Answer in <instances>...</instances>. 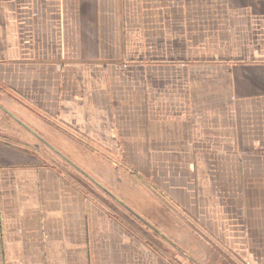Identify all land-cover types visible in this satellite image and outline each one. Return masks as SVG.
<instances>
[{"label": "crops", "instance_id": "obj_1", "mask_svg": "<svg viewBox=\"0 0 264 264\" xmlns=\"http://www.w3.org/2000/svg\"><path fill=\"white\" fill-rule=\"evenodd\" d=\"M0 264H264V0H0Z\"/></svg>", "mask_w": 264, "mask_h": 264}, {"label": "rangeland", "instance_id": "obj_2", "mask_svg": "<svg viewBox=\"0 0 264 264\" xmlns=\"http://www.w3.org/2000/svg\"><path fill=\"white\" fill-rule=\"evenodd\" d=\"M51 156H53V155L51 154ZM63 169H66V167L64 166ZM68 170L72 173V175H75V176L77 177V179H79L78 181L80 182V185H81L83 188H86L88 191H90L91 187H90V186L88 187V186L85 184L86 182L83 181L82 177H81L79 174L75 173L74 170H73L72 168H68ZM79 182H78V183H79ZM92 189H93V188H92ZM94 190H95V189H94ZM108 201H109V200H107V204H108V206H109L111 209L115 210V208L112 206V204L108 203ZM115 211L118 212V215H119V216L121 215V216H124L125 219L127 218V215H126V214H123L122 212L118 211L117 209H116ZM121 216H120V217H121Z\"/></svg>", "mask_w": 264, "mask_h": 264}]
</instances>
